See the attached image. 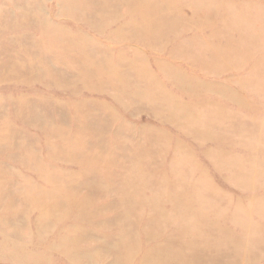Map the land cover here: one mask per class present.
Returning <instances> with one entry per match:
<instances>
[{
  "label": "rangeland",
  "instance_id": "374dc122",
  "mask_svg": "<svg viewBox=\"0 0 264 264\" xmlns=\"http://www.w3.org/2000/svg\"><path fill=\"white\" fill-rule=\"evenodd\" d=\"M4 1L0 0V7L3 6ZM19 1L23 7L20 4L13 7L9 22L18 23L22 28L16 29L15 26L13 30L7 28L0 32V179L12 181L4 186L5 189H0V264H113L111 256L103 260L93 259L101 255L99 251L104 248V234L107 230L103 227L75 222L70 214L58 219L51 215L50 223L46 222L43 234L39 236L35 225L41 212L46 211L38 200L52 201L54 197L50 192L54 187L52 183L49 184L39 176L61 177L63 180H75V182L78 180L81 183L104 173L102 162L82 156L85 148L89 147V144L85 145L82 140L89 136V132L85 125L76 122L79 118L83 120L82 118L90 113L99 114L107 122L110 120L105 117L109 115L115 117L112 131L105 134L108 142L115 138L114 131L120 128H122L121 134L130 144L148 141L149 132L163 131L166 136L162 139L167 146L163 156L159 158L161 161L169 162L175 143L180 142L193 153L194 159L204 169V175L210 178L222 194L240 197L239 191L229 187L218 176L211 159L205 152L209 150L216 152L217 159H229L237 163L239 161L236 160H242L245 167L259 169L258 164L261 161L259 149L250 151L242 146V142L240 145L237 143L232 146H219L215 142L213 144L216 146L212 142H206L204 145L196 144L171 123L161 122L151 110L142 107L144 101L134 99V95L137 94L130 84L135 83V87L137 86L141 91L140 95H150L154 90L159 97L165 98L164 94L171 95L181 103L194 107L196 110L192 112H199L200 106H203L205 111L213 112L217 116L222 113V109L242 112L244 115L250 114L261 126L263 119L261 116H254V112L256 113L257 109L260 112L264 111V100L256 96V92L261 91V98H264V0H216L222 4H230L236 11L225 16L227 25L220 15L212 14L205 18L206 13H200L195 16V20L197 22L204 20L205 25L202 30L189 34L167 32L160 36H151L147 29L144 30L145 22H142L143 19L139 14L128 15L129 7H133L129 2ZM171 3L172 0L157 2L159 5L169 6ZM4 12L1 13V19L5 17ZM86 13L90 17H86ZM234 13L237 14L234 16ZM43 18L46 19V24L47 22L52 25L59 24L64 31L51 36L50 40L46 36L49 43L42 45L43 48L40 49L35 42L41 44L44 36L32 25L40 23L41 26ZM87 19L92 20L89 22ZM131 20L142 23L140 31L136 33L133 31L135 38L129 37L128 28L119 29L120 25ZM109 21L111 24L106 28L96 29L92 26L93 24L103 26ZM16 33L21 37H17L14 41L9 40L13 36L16 38ZM192 36L201 38L204 45H200L199 48L198 44H191L192 48L187 50L178 46L181 41L189 40ZM56 38H60L62 44L56 45L57 41L54 40ZM68 42L77 46L76 51L81 52V48H84V51L80 55L74 51L70 52L67 49ZM231 50H235V53L243 50L250 52L241 58L242 54L233 55ZM85 52L88 54L86 55ZM30 54H33L34 62H29L27 56ZM89 55L95 57L96 62H93V57ZM213 55H218L220 59L214 60ZM38 56H41V59L43 56L49 59L50 62L45 63L46 67L38 66ZM72 56H77L79 61L73 64L70 59ZM15 59L24 62L23 66L27 68L21 66L20 70L14 71L15 74L20 75V78L9 75L16 66L12 61ZM2 62L6 65L1 67ZM91 63H95V66H90ZM101 64L108 65L112 73L130 70L131 77L124 79H109L107 76L99 79L82 77V73L87 72L89 67L101 68ZM73 65L75 68L72 67ZM203 65H207L206 74ZM47 67H50L51 71L58 72L56 74L60 73L62 79L53 78L51 73L47 75ZM172 68L177 70L174 71ZM166 71L171 72V77L165 76ZM136 74H139L141 79H137ZM52 79L56 83L51 82ZM121 88L129 89V93H121ZM113 94L122 97L123 101L126 98L129 101L131 99L129 105L125 106L122 102H118ZM173 104L176 103L173 101ZM60 114L65 122L63 124L57 121ZM36 122L49 123L47 125H51L48 127L52 130L60 127L59 133L68 139L66 152L68 155L81 158L82 163H69L50 158V152L59 154L63 148L56 140L50 141L49 144L45 137L47 131L35 126ZM256 135L252 139L254 142H251L248 136L244 137L243 142L249 146H258L262 141L259 136L261 128ZM235 138L238 141L241 139L238 136ZM106 148L111 154L118 153H114V150L108 146ZM143 149L144 152L148 150L146 147ZM165 169L167 166L163 164L162 170ZM108 171L105 170V173ZM258 175V173L252 174L253 177ZM200 177L202 174L197 173L196 178ZM108 183L105 182V185ZM13 190H17L19 195L10 192ZM247 193L252 196L261 195L264 194V188ZM35 195L37 200L34 202L32 199ZM100 195L95 192L92 196L98 201H103ZM108 198L113 197L108 196ZM65 199L69 200V195L65 196ZM64 210L70 211V205L65 206ZM57 211L60 213L62 210ZM105 219V216H99V220ZM85 232L88 234L85 241H79V235ZM88 246L95 247L92 256L87 253ZM108 246L110 247L111 244ZM259 264H264V261H260Z\"/></svg>",
  "mask_w": 264,
  "mask_h": 264
},
{
  "label": "bare ground",
  "instance_id": "6f19581e",
  "mask_svg": "<svg viewBox=\"0 0 264 264\" xmlns=\"http://www.w3.org/2000/svg\"><path fill=\"white\" fill-rule=\"evenodd\" d=\"M115 1L132 3L133 7H129L128 15L139 14L143 19L142 22H145L144 30L147 29L151 36H160L167 32L189 34L202 30L205 25L204 20L199 22L195 20V16L200 13H206L205 18L212 14L220 15L227 25L224 20L225 16L236 12L230 4H222L216 0H172L171 6L159 5L157 4L159 0H151L150 2L149 0ZM16 4L22 6L19 0H5L3 6L0 7V16L5 11V17L0 18V26H3L0 27V32L3 29L13 30L15 26L16 29L20 27L18 23L9 22L12 17L10 11ZM117 6L118 4L115 5V7ZM114 10L117 11L118 9ZM235 14L237 13H234V16ZM86 17H90V15L86 13ZM2 20L5 22L3 23ZM87 20L90 22L92 19ZM9 24L12 26H8ZM110 24L109 21L103 26L97 24L92 26L97 29L98 27L106 28ZM141 25V22L131 20L120 25L119 29L128 28L130 30L129 37L135 38L136 31L142 29ZM41 26L40 23L32 25V27L40 30L44 36L41 44L35 42L37 48L40 49L43 48L42 45L45 46L49 43L46 36L50 40L51 36L64 31V28L59 27V24L52 25L48 22L46 24L45 18L41 19ZM17 37H21V35L17 34L16 38L13 36L9 40H17ZM54 40L57 41L56 45L62 44L60 38ZM69 42L67 49L70 52L74 51L80 55L84 51V48L80 49L81 52L76 51L75 47L77 46H73ZM191 44H198L199 48H201L200 45H204L201 38L192 36L189 40L181 41L178 46L187 50L192 48L190 47ZM231 52L234 53H232L233 55L242 54L241 58L247 53L245 50L237 53L235 50H231ZM85 53L87 55L89 51ZM32 55L27 56L29 62H34ZM89 56L93 57L92 55ZM212 57L217 61L220 59L218 55ZM70 59L73 64L79 61L77 56H72ZM186 59L190 61L187 56ZM37 60L38 66L43 67H46L45 63L49 61L44 56L43 59L38 56ZM92 60L96 62L95 57ZM12 61L16 63V66L9 72V75L20 78V75L15 74L14 71L20 70L21 66L25 68L23 66L25 64L20 59ZM92 63L90 66H95V63ZM4 65L6 63H3L1 67ZM203 66L204 68L207 67V65ZM72 67L75 68L74 65ZM49 68L46 69L47 75L51 73L53 78L62 79L60 73L56 74L58 72L51 71ZM73 68L71 69L73 70ZM90 68L87 72L82 73V77L86 76V79H99L102 76H107L109 79L131 77L130 70L112 73L108 69V65L104 64H101V68ZM172 70L177 69L172 68ZM203 71L207 73L208 70L206 68ZM178 73L180 74L179 71ZM170 74L171 72H165L167 78L171 77ZM136 75L137 79H141L139 74ZM53 82L56 83V81ZM130 86L135 89L137 94L134 95V99L138 98L144 101L142 107L151 110L161 122L168 121L171 123L178 131L189 136L198 145H204L206 142H212V144L215 142L219 146L243 143L242 146L247 147L250 151L259 149L261 156V161L258 164L259 169L245 167L242 160H236L239 161L237 163L229 161V159H217L216 152H210V150L205 152L206 156L211 159L212 166L218 176L229 187L239 191L240 197H232L227 193L222 194L210 178L204 175V169L194 159L193 153L189 152L180 142L175 143L169 162L164 163L159 159L163 156L167 146L162 139L166 136L163 131L149 132L148 141L130 144L121 134L122 128H120L114 131L116 133L115 138L113 137L114 139L108 142L105 134L112 131L111 127L114 125L115 117H110V115L105 117L110 120L107 122L99 114L90 113L82 118L83 120L78 117L79 120L76 122L85 125L89 132V136L82 140L85 145L89 144V147L85 148L84 151L86 154L83 153L82 156L85 155L88 159H96V161L102 162L104 169L109 171L105 173L103 169L104 173H101V176L98 175L90 181L85 180L81 183L78 180L77 182L75 180H63L61 177L39 176L40 179L44 178L43 180L48 181L49 184L52 183L54 187L50 192L54 197L52 201L38 200L40 206L46 209L35 221L38 236L43 232L46 222L50 223L51 215L58 219L63 215L70 214L75 222L92 224L94 227H103L107 230V233L104 234V248L99 251L101 255L98 254L99 256L93 259L103 260L105 257L111 256L113 264H259L260 261H264V194L252 196L247 193L264 188V116H262L264 111L260 112L257 109V112H254V116H261L263 119L260 126L259 121L257 122L250 114L244 115L242 112L219 109L222 113L217 116L213 112L205 111L203 106H200L199 112H192L196 110L194 107L193 109L189 104L181 103L179 99L171 95L164 94L165 98L159 97L156 96L155 90L151 91L150 95H140L141 91L137 86L136 90L135 83H131ZM120 92L128 94L129 89L121 88ZM113 95L115 96V94ZM256 96H259L260 100H264L261 98V91L256 92ZM115 98L125 106H128L131 101V99L129 101L124 98V102L122 97L115 96ZM173 101L176 104L172 105ZM57 109L59 108L57 107ZM239 111L241 110L239 109ZM57 121L63 124L64 119L61 114L57 117ZM47 124L49 123L36 122L35 126L47 131L45 137L49 144L50 141L56 140L61 143L63 148L60 146L62 151L59 154L50 152L49 157L55 158L57 161L81 164V158L68 155L66 152L68 139L59 133L60 127L52 130V128L49 129L51 125ZM259 128H261V135L259 136H261L262 141L260 144L258 143V146H249L243 142L246 136L251 142H254L252 139L257 136ZM235 136L241 137L240 141L236 140ZM107 146L113 149L114 153H118L116 155L111 154L109 149L107 150ZM143 147L148 148V150L144 152ZM163 164L167 166L164 171L162 170ZM197 173H201L202 177L196 178ZM253 173L259 175L253 177ZM10 182L12 181L0 179V189H5L4 186L9 185ZM105 182L109 183L105 185ZM87 188L90 192L84 190ZM105 190L110 192L106 193ZM10 192L15 193L16 196L19 195L17 190ZM95 192L101 194L100 196L104 200L98 201L93 198L92 195ZM36 195L32 199L34 202L37 200ZM67 195L70 197L69 200L65 199ZM108 196L113 198H108ZM71 197L73 198L71 199ZM67 205H70L68 212L64 210ZM96 207L98 209H95ZM57 210L62 211L58 213ZM100 215L105 216L106 219L99 220ZM87 235L86 232L79 235V241L84 242ZM109 244H111L110 247ZM87 248V253L92 256L95 247L88 246ZM68 259L72 260L70 257Z\"/></svg>",
  "mask_w": 264,
  "mask_h": 264
}]
</instances>
